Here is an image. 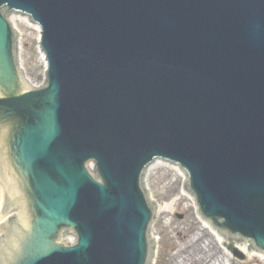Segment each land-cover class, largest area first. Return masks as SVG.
<instances>
[{"label": "water", "instance_id": "1", "mask_svg": "<svg viewBox=\"0 0 264 264\" xmlns=\"http://www.w3.org/2000/svg\"><path fill=\"white\" fill-rule=\"evenodd\" d=\"M4 7L44 30L49 89L19 93ZM34 37L16 50L25 43L33 79ZM0 90L34 215L18 264H145L152 214L140 180L155 158L188 170L207 218L264 249V0H0ZM168 168L150 181L165 198L185 178ZM177 205L156 227L159 264H228L232 249L264 262L254 243L217 232L225 243L204 225L216 240L187 237L182 261L178 231L189 233L194 211ZM63 227L77 230L74 248L55 244Z\"/></svg>", "mask_w": 264, "mask_h": 264}]
</instances>
